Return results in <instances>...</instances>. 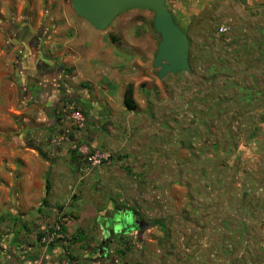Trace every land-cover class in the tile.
I'll use <instances>...</instances> for the list:
<instances>
[{
    "label": "crops",
    "instance_id": "crops-1",
    "mask_svg": "<svg viewBox=\"0 0 264 264\" xmlns=\"http://www.w3.org/2000/svg\"><path fill=\"white\" fill-rule=\"evenodd\" d=\"M240 1L258 25L244 22L234 34L244 62L222 67L235 75L220 84L235 88H221L220 97L240 105L219 112H243L247 97L264 102V0ZM166 4L186 33L199 0ZM149 13L129 10L97 30L68 0H0V264H94L91 248L120 240L127 220L123 207L117 206L118 217L103 218L104 212L114 202L131 207L139 193L132 183L115 186V169L124 166L125 181L139 166L157 171L168 162L154 134L165 95L154 67L160 39ZM127 93L135 110L125 104ZM75 112L86 119L82 131L72 125ZM81 148L112 151L117 159L113 154L109 164L84 176ZM62 220L66 241L43 245L41 237ZM153 225L155 233L163 227Z\"/></svg>",
    "mask_w": 264,
    "mask_h": 264
},
{
    "label": "rangeland",
    "instance_id": "rangeland-1",
    "mask_svg": "<svg viewBox=\"0 0 264 264\" xmlns=\"http://www.w3.org/2000/svg\"><path fill=\"white\" fill-rule=\"evenodd\" d=\"M241 3L199 0V14L186 30L191 72L163 79L164 104L157 107L154 134L164 142L168 162L157 171L154 165L139 166L137 173L129 169L132 179L125 181L124 166L115 169L114 185L132 183L139 193L131 207L117 201L104 212L103 218L118 217L117 206L123 207L127 220L120 240L91 248L94 264H264V112L256 110L264 102L247 97L243 112H219L240 105L220 97L221 88H235L220 84L221 77L235 75L222 67L244 62L236 55L234 34L244 22L258 25ZM149 20L154 22L151 11ZM222 24L230 29L227 35L218 33ZM172 140L177 148L171 149ZM155 223L163 226L156 233L150 228Z\"/></svg>",
    "mask_w": 264,
    "mask_h": 264
},
{
    "label": "water",
    "instance_id": "water-1",
    "mask_svg": "<svg viewBox=\"0 0 264 264\" xmlns=\"http://www.w3.org/2000/svg\"><path fill=\"white\" fill-rule=\"evenodd\" d=\"M73 11L97 30H105L120 14L129 10L154 13L153 30L160 41L154 67L163 80L167 75L190 73V41L175 21L166 0H70Z\"/></svg>",
    "mask_w": 264,
    "mask_h": 264
},
{
    "label": "built area",
    "instance_id": "built-area-1",
    "mask_svg": "<svg viewBox=\"0 0 264 264\" xmlns=\"http://www.w3.org/2000/svg\"><path fill=\"white\" fill-rule=\"evenodd\" d=\"M229 27L226 24H222L218 27L219 35H227L229 33ZM72 125L78 131H82L86 128V119L81 112H75L72 117ZM80 158L79 172L84 176L93 174L97 169L109 164L113 160V152L106 150H90L88 148H81L78 152ZM65 220L54 225L52 232L47 233L41 237V243L45 246H52L57 242L66 241V235L62 230V225ZM58 264H69L67 261Z\"/></svg>",
    "mask_w": 264,
    "mask_h": 264
},
{
    "label": "trees",
    "instance_id": "trees-1",
    "mask_svg": "<svg viewBox=\"0 0 264 264\" xmlns=\"http://www.w3.org/2000/svg\"><path fill=\"white\" fill-rule=\"evenodd\" d=\"M191 59H192V53L190 52V55H189V61L190 62H192ZM125 104H126L127 108L130 109V110H135L136 109V106H135L134 102L129 100L128 93H127V96L125 98ZM47 190H48V185H47ZM44 202H46V201L44 200ZM62 230H63V232L66 231V223L65 222L62 225ZM62 250H63V254L65 255V257L67 259L71 260L70 255L69 254L68 255L65 254L66 251H64V248Z\"/></svg>",
    "mask_w": 264,
    "mask_h": 264
}]
</instances>
